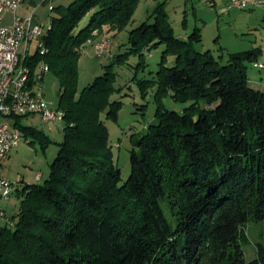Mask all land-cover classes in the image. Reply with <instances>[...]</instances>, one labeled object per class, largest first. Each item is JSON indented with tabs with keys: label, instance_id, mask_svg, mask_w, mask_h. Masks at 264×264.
I'll list each match as a JSON object with an SVG mask.
<instances>
[{
	"label": "trees",
	"instance_id": "trees-1",
	"mask_svg": "<svg viewBox=\"0 0 264 264\" xmlns=\"http://www.w3.org/2000/svg\"><path fill=\"white\" fill-rule=\"evenodd\" d=\"M138 2L71 0L50 9L47 51L33 62L43 60L59 79L63 139L42 182L16 183L19 205L15 221L0 228V264H264V244L249 262L240 247L245 222L264 218V90L247 75L260 49L221 63L223 55L195 48L198 26L176 36L159 8L131 28L129 51L110 55L105 72L75 95L81 51L123 29ZM159 43L154 120L130 136L122 180L101 117L117 118L112 66L129 53L143 59ZM166 95L182 109L166 108ZM10 118L22 130L21 116ZM23 128L47 144L42 131Z\"/></svg>",
	"mask_w": 264,
	"mask_h": 264
},
{
	"label": "rangeland",
	"instance_id": "rangeland-1",
	"mask_svg": "<svg viewBox=\"0 0 264 264\" xmlns=\"http://www.w3.org/2000/svg\"><path fill=\"white\" fill-rule=\"evenodd\" d=\"M57 2V3H56ZM58 2L69 4L71 0H38L33 20H39L41 23H47L50 19V3ZM161 2H164L160 4ZM162 9L167 13L170 24L173 27L176 36H183L191 33L198 26L200 29L201 40L195 42V48L199 51L209 50L214 57L219 58L223 55L221 63L225 62L229 52L236 50H246V44H260L264 46V27L260 25V20L253 16L251 26H255L242 37H236L235 28L244 22L247 16L239 15L233 17V11L225 12V7L218 12L214 6H207L199 0H139L131 20L128 24L118 31L113 37L111 33L103 36L109 37L112 41L110 53L104 56H97L94 52L93 42L91 40L81 51L77 59V93L80 95L82 88L87 86L94 79L102 75L110 61V55L125 53L129 51L128 33L131 28H135L143 20L152 21L153 13L157 9ZM219 9V8H217ZM223 11L224 13H221ZM259 11V10H257ZM18 16H30V12L19 7ZM6 18V17H5ZM89 16L85 15L79 22V26H84ZM7 19V18H6ZM233 19L234 21L232 22ZM184 22V24L182 23ZM96 36V33H95ZM243 42V43H242ZM32 44V50L35 42ZM233 44H241L233 47ZM221 45H227L228 48H220ZM163 43L144 51L143 59L139 55L129 53L124 62L115 64L113 71L115 78L113 81V92L110 95V101H118L119 108L116 120L106 117L104 112L101 114L103 122L108 129L109 143L112 146L113 156L116 164L121 171V179L124 180L129 171V152L132 148L130 136L138 135L144 130L146 124L154 120V112L158 103L157 85L153 82L156 71L159 68V60ZM140 61H144L143 65ZM264 64V53H259L258 60ZM174 63V56L169 55L166 65L171 66ZM247 75L252 87L264 89V67L260 68L252 62L247 64ZM42 91L47 104L55 108L58 105V94L60 92V82L55 74L48 71L42 80ZM161 102L168 109L180 111L184 104L173 101L166 95L161 98ZM2 117H0V122ZM20 124L23 127L31 126L42 131L48 137L46 145L42 144L40 137H34L26 133L22 127L21 140L14 149L11 150L8 158L3 162V172L16 182H25L24 178H30L37 171L41 172L40 179L30 182H42L49 173L50 163L54 159L59 149V142L63 139L64 122H45L38 115L21 116ZM29 182V181H27ZM7 217H13L19 205V200L12 194L11 197L2 201ZM5 220L0 219V228L4 226ZM243 236L240 238V247L242 248L245 261L249 262L256 256V243L264 244V218H250L242 227Z\"/></svg>",
	"mask_w": 264,
	"mask_h": 264
},
{
	"label": "built area",
	"instance_id": "built-area-1",
	"mask_svg": "<svg viewBox=\"0 0 264 264\" xmlns=\"http://www.w3.org/2000/svg\"><path fill=\"white\" fill-rule=\"evenodd\" d=\"M22 1L0 0V201L8 200L17 188L16 182L6 177L2 167L3 161L18 146L22 136L21 130L10 117L38 115L42 122L49 123L63 119V111L50 107L43 96L41 82L49 71L47 63L43 60L33 62L35 56H41L47 51L44 39L51 27V20L46 24L33 20L34 10L30 16H18L17 10ZM199 1L211 7L215 5L214 0ZM52 7L50 3L49 8ZM251 8L264 9V0H227L224 9ZM5 13L12 16L8 23L3 21ZM33 42L35 45L32 50ZM111 46L112 41L107 36H101L93 42L94 52L99 57L109 54ZM256 65L264 67L261 62ZM32 67L36 69L33 71ZM34 176L39 179L41 173L37 172ZM0 219L11 221L2 205Z\"/></svg>",
	"mask_w": 264,
	"mask_h": 264
},
{
	"label": "crops",
	"instance_id": "crops-1",
	"mask_svg": "<svg viewBox=\"0 0 264 264\" xmlns=\"http://www.w3.org/2000/svg\"><path fill=\"white\" fill-rule=\"evenodd\" d=\"M53 1V0H52ZM58 1V0H57ZM41 2H43V0H41ZM214 2H215V5H214V7H215V10L218 12L221 8H223V5H224V7H225V5H226V2H227V0H214ZM57 3V2H56ZM56 3H54V5H56ZM53 4V3H52ZM38 5V0H23L22 2H21V4H20V7L21 8H23L25 11H28V12H30L31 13V11L32 10H34V14H35V11H36V6ZM58 5H65V3H61V2H58ZM217 8H219V9H217ZM257 10H259V11H257ZM233 11V17H238L239 15H245V16H247V18L246 19H244V22L241 24V25H239V26H236V28H235V35H236V37H242V36H244L246 33H249L248 31L250 30V28L252 29L253 27H255V26H251L252 24H251V19H252V17L253 16H255V17H257L259 20H260V25L262 26V27H264V9H262V8H251V9H230V10H226L225 9V12L226 13H230V12H232ZM221 13H224L223 11H220ZM7 19H6V18ZM11 19H12V16H11V14L10 13H5L4 14V16H3V21L5 22V23H8V22H10L11 21ZM232 20V22L234 21L233 19H231ZM185 36H187V34H185V35H183V36H181V38H185ZM243 43V42H242ZM237 45H241V44H233V47H235V46H237ZM248 47H247V49L246 50H248V49H252V50H255V49H260V53L262 54V53H264V46H262V45H260V44H246ZM225 47V48H224ZM220 48H224V49H226V48H228V46L227 45H221L220 46ZM237 51H241V50H236L235 52H237ZM229 53H232V52H229ZM251 83V82H250ZM260 90H264V89H260ZM15 148V147H14ZM13 148V149H14ZM11 152V151H10ZM9 155H10V153H9ZM8 158V157H7ZM4 162V161H3ZM2 167H3V165H2ZM5 174V173H4ZM6 175V174H5ZM35 175V174H34ZM34 175H32L30 178H24V180H27V181H31L30 179H34V181H36V179H35V176ZM42 175V174H41ZM6 177H7V175H6ZM41 177V176H40ZM8 179H9V177H7ZM11 180V179H10ZM27 181H25V182H27ZM16 183H20V184H22V183H24L23 181L22 182H18V181H16ZM1 202L2 201H0V205H2L3 207H4V205L3 204H1Z\"/></svg>",
	"mask_w": 264,
	"mask_h": 264
}]
</instances>
